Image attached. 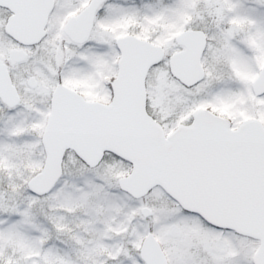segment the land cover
I'll return each mask as SVG.
<instances>
[{
    "label": "snow or ice",
    "instance_id": "1",
    "mask_svg": "<svg viewBox=\"0 0 264 264\" xmlns=\"http://www.w3.org/2000/svg\"><path fill=\"white\" fill-rule=\"evenodd\" d=\"M0 264H264V0H0Z\"/></svg>",
    "mask_w": 264,
    "mask_h": 264
}]
</instances>
